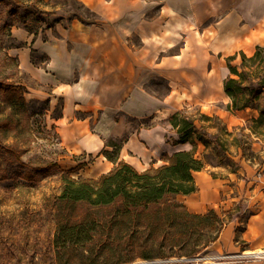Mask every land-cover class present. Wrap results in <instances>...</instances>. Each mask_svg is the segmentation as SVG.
I'll return each mask as SVG.
<instances>
[{"label": "crops", "instance_id": "crops-1", "mask_svg": "<svg viewBox=\"0 0 264 264\" xmlns=\"http://www.w3.org/2000/svg\"><path fill=\"white\" fill-rule=\"evenodd\" d=\"M77 1L94 13L92 21L60 15L39 32L17 27L22 43L13 53L41 86L33 92L34 98L48 101L50 108L54 96L61 98L60 113L51 124L67 156L92 158V177L120 160L137 170L157 166L184 148L186 143L173 141L176 134L170 132V123L165 126L160 120L198 96L206 75L215 68L264 45V10L243 0ZM43 2L59 8L54 0ZM31 52L44 53L48 60L36 65ZM156 77L165 82V94L148 89V82ZM148 117L152 122L144 125ZM124 134L116 156L106 157L104 150L112 149L107 141ZM193 176L197 190L177 198L185 197L190 211L203 213L211 208L206 207L203 188L215 186L217 178L203 170ZM210 198L220 200L218 190H211ZM256 215L251 213L242 239L248 246L264 249V209L261 218ZM233 239V229L224 227L208 248L217 250L219 244L222 251H238ZM190 264H264V257Z\"/></svg>", "mask_w": 264, "mask_h": 264}, {"label": "rangeland", "instance_id": "rangeland-1", "mask_svg": "<svg viewBox=\"0 0 264 264\" xmlns=\"http://www.w3.org/2000/svg\"><path fill=\"white\" fill-rule=\"evenodd\" d=\"M54 1L59 5L58 9L55 6L48 7L43 0H0V72L3 73V68L10 80L21 81L26 88L23 93L26 112L21 120L22 124L10 132L6 141H16L19 144L22 149L21 161L8 162L0 156V264H81L97 261L130 264L149 260L190 264L195 257H203L199 261L207 263L264 257V253L249 252L259 250L261 246H248L242 239V231L251 213L257 214L255 218L263 215L264 194L253 199L248 197L264 191V114L256 108L247 107L241 111L229 108L230 98L223 89V80L229 74L228 64H223L221 68H215L211 75H206L198 96L183 103L178 109H185L187 115L195 117L197 130L204 138V142L197 140L195 154L201 156L205 152L207 162L202 170L216 177L218 182L215 186L203 188L207 198L206 201L201 199L206 207L211 206L203 213L210 209L218 213L224 221L223 228L229 226L233 229V241L239 245V250L222 251L218 244V252L207 246L200 252L187 256L179 255L180 247H173L171 252L162 251L166 256H159L155 250L130 248L123 240L112 243V240L107 241L106 238L105 246L98 242L68 249L55 246V216L60 202L58 196L63 184L62 176L97 178L100 174L97 177L91 176L92 158L89 156L73 158L66 155L57 131L51 124L52 118L60 113L61 98L54 96L51 108L48 101L34 98L33 92L41 86L28 71L20 67L18 56L13 53L14 47L22 43L17 27L25 30L27 27L39 32L46 23H51L60 15L71 16L74 12H80L89 18L94 16L76 0ZM243 2L248 5L258 4L259 9L264 10V6H260L264 5V0ZM45 8L51 9L48 10L49 14L43 12L46 11ZM5 53L12 59L5 60ZM30 58L36 65H44L48 60L46 54L37 52H31ZM239 62L240 53L237 60H232L230 64ZM148 89L160 95L166 93L165 82L158 77L148 82ZM1 93L0 91V103ZM204 96L208 98L199 104V98ZM1 104L6 105L3 102ZM261 104L264 107V98ZM6 109L10 108L6 106ZM201 113L212 117L204 119ZM149 119L148 117L144 125H150L152 121ZM160 121L165 126L169 124L167 117ZM136 123L133 122V125ZM170 132L175 133L173 128H170ZM174 136L175 134L170 137ZM182 147L189 149L191 144L186 143ZM53 161L60 170L53 172ZM211 190H218L220 200L210 198ZM179 198L190 211L185 197ZM86 206V203H76L74 209L83 211ZM219 253L230 257H215Z\"/></svg>", "mask_w": 264, "mask_h": 264}, {"label": "trees", "instance_id": "trees-1", "mask_svg": "<svg viewBox=\"0 0 264 264\" xmlns=\"http://www.w3.org/2000/svg\"><path fill=\"white\" fill-rule=\"evenodd\" d=\"M80 5L94 15L89 8ZM71 15H78L84 21L95 18L86 17L80 12ZM49 25L46 23V26ZM7 59L12 57L5 53ZM228 69L223 89L230 98L229 108H256L264 114L261 104L264 98V45H256L251 55L240 53L238 64H230L228 59ZM2 72L1 103L6 105L0 103V156L4 161L20 162L22 149L19 144L6 141L10 132L22 124L26 112L23 95L26 88L21 81L10 80L3 68ZM6 106L10 109L7 110ZM200 115L204 119L212 117L205 113ZM167 121L176 134L173 141L189 143L191 148L176 150L162 164L151 165L144 170H137L120 160L97 178L62 176L63 184L58 196L60 202L55 216L54 243L57 248L85 247L87 243L97 242L105 246L106 238L112 243L123 240L130 248L155 250L159 256H166L162 251L171 252L173 247H180L179 255L191 256L218 238L224 221L214 209L206 213L190 212L177 198L178 194L197 190L193 173L202 170L207 162L205 152L201 156L195 154L197 140L204 142L194 123L195 117L187 115L185 109H178L167 117ZM125 139L126 134L115 140L109 139L107 143L112 149L104 150L106 157L114 158ZM51 166L53 172L60 170L55 161L51 162ZM76 203H86L87 206L83 211H78L74 209Z\"/></svg>", "mask_w": 264, "mask_h": 264}, {"label": "built area", "instance_id": "built-area-1", "mask_svg": "<svg viewBox=\"0 0 264 264\" xmlns=\"http://www.w3.org/2000/svg\"><path fill=\"white\" fill-rule=\"evenodd\" d=\"M235 256V255H234ZM215 257L217 258H224V257H230V255H223L222 253L216 254ZM199 259H203V257H195L191 261L198 262ZM163 262L162 260H149V261H136L130 264H157Z\"/></svg>", "mask_w": 264, "mask_h": 264}, {"label": "bare ground", "instance_id": "bare-ground-1", "mask_svg": "<svg viewBox=\"0 0 264 264\" xmlns=\"http://www.w3.org/2000/svg\"><path fill=\"white\" fill-rule=\"evenodd\" d=\"M245 49H247V47ZM249 252L264 253V249H259L256 251H249Z\"/></svg>", "mask_w": 264, "mask_h": 264}, {"label": "water", "instance_id": "water-1", "mask_svg": "<svg viewBox=\"0 0 264 264\" xmlns=\"http://www.w3.org/2000/svg\"><path fill=\"white\" fill-rule=\"evenodd\" d=\"M186 259V258H185Z\"/></svg>", "mask_w": 264, "mask_h": 264}]
</instances>
